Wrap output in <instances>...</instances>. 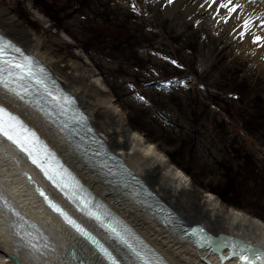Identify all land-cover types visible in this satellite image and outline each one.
<instances>
[{"label": "rangeland", "instance_id": "374dc122", "mask_svg": "<svg viewBox=\"0 0 264 264\" xmlns=\"http://www.w3.org/2000/svg\"><path fill=\"white\" fill-rule=\"evenodd\" d=\"M75 1L0 0V11L54 50L63 72L96 82L199 199L264 223V65L233 39L242 30L200 12L202 0L169 15V0Z\"/></svg>", "mask_w": 264, "mask_h": 264}, {"label": "bare ground", "instance_id": "6f19581e", "mask_svg": "<svg viewBox=\"0 0 264 264\" xmlns=\"http://www.w3.org/2000/svg\"><path fill=\"white\" fill-rule=\"evenodd\" d=\"M186 1L171 0L165 14L169 15L179 6L185 7ZM201 2L205 4L200 12L214 13L215 17L220 18L217 23H222L227 30L232 26L243 30V21L251 16L255 22L252 24V32L264 36V31L255 26L261 23L256 18L264 17V0H233V4H239L240 7L231 14L227 8L220 7V4L226 3L227 0H217L215 4H212V0ZM223 19H226L225 22ZM0 32L24 47L53 74V81L76 100L77 107L86 115L94 132L108 147V153L114 154L124 170L136 177L140 184H147L160 199L175 210L171 222L158 218L154 212L146 209L111 179L100 174L96 167L85 161L55 123L34 105L28 95H17L10 87L0 85V106L18 117L42 139L71 174L69 177L74 178L83 190L96 200V204L102 206L103 211L128 227L137 238V243L152 256L156 264L237 263L233 256L220 257L225 253L223 247L213 252H205L199 245L186 240L177 231L181 223L189 226L201 225L214 236L224 234L231 237L232 241L245 242L258 252L264 253V223L239 211L226 210L208 193L199 199L188 178L171 164L166 155L144 136L131 131L123 114L112 99L95 85L96 82H83L81 78L86 75L85 72L80 75L75 71L71 76L63 72L57 64V53L44 45L35 33L8 17L4 11H0ZM235 38L239 40L241 37L238 34L233 36V39ZM243 39V44L255 57L256 63L264 65L260 58L264 48L253 44L252 36L247 33ZM23 105L27 107L26 110L22 108ZM22 169H25V177L21 174ZM34 181L85 229L97 236L121 264H136L127 250L95 225L89 216L71 208L67 200L1 135L0 194L6 199L7 206L0 201V264H80L74 261L69 253L79 257L80 261L85 258L86 264H106L81 236L40 201L30 185ZM25 221L27 223H24ZM17 224L20 225L19 229L11 227ZM28 225H34L35 229L29 228ZM18 230L32 232V243L40 251L34 252L24 246L15 234Z\"/></svg>", "mask_w": 264, "mask_h": 264}, {"label": "snow or ice", "instance_id": "6c2138e0", "mask_svg": "<svg viewBox=\"0 0 264 264\" xmlns=\"http://www.w3.org/2000/svg\"><path fill=\"white\" fill-rule=\"evenodd\" d=\"M217 0H212V4H215ZM251 2V0H249ZM169 3H171V0H169ZM233 5L232 7H229V5ZM211 7V4L209 5ZM221 8H227L228 13H234L237 11V9L240 7L239 4H233V0H227L226 3L220 4ZM239 19V17H236ZM257 20H260L261 23L256 24V27H259L261 31H264V17H257ZM255 23L252 20V17L249 16L248 19H245L243 21V24L241 25L242 31L239 33V36L243 38L245 34L252 36V43L256 44L257 46L264 48V36L256 35L254 32H252V24ZM10 45L4 41L3 39H0V85H2L5 88H8L9 85L13 82V80L21 81V80H37V82H41V80L44 78V74L46 72L45 69L40 68L37 65H34V62L31 60L30 57L24 55L20 52L19 48H13L12 50L16 53L20 54V60L19 61H9L4 58L5 52L10 49ZM16 70V71H14ZM58 91V90H57ZM48 94L52 96V99L59 105L61 114L66 115L68 111H71L72 113V119L71 121H65V127L68 126L69 123H75L79 126H83L85 123V116L75 110L72 106L75 104V101L66 95H53L52 90H48ZM19 95V93H17ZM88 131H91V129H88ZM0 135L4 136L7 140L12 142L16 145V147L21 151L24 152L31 162L35 164L42 172H44L45 176H47L50 180L53 181L54 184H56L57 187H61L60 183H57V181L54 179L53 176H50L48 171L44 167V163L39 161L36 156L33 154V150L26 147L28 143L33 144H39L38 139L35 136V133L29 132L27 128H25L20 121L15 117L8 114L3 108H0ZM93 143H97V141L93 140ZM41 148L43 149V155H44V162H47V158L51 157L54 159V156L50 152H48L47 148L41 145ZM103 148L104 145L100 144V147L96 149L95 155H103ZM107 159H110L113 161V163L117 164V167L119 166V162L112 156L107 157ZM61 172L64 173V175H67V170L61 168ZM63 179V177H61ZM73 187L74 191L78 198H81L80 194L83 193V189L79 185L78 182L73 181ZM61 190H63L61 188ZM41 196H43V192L40 193ZM45 200L47 201V197H45ZM0 201H2L7 206L6 199L0 194ZM49 207L53 209V211L59 213L61 216H63L65 222L72 227H74L78 232H80L82 235L86 237L93 245L97 247V249L103 254L105 259L109 262V264H117V261L115 258H113L112 254L109 253L106 249L103 248V246L99 245V243L91 236H89L86 232L83 231L82 228H80L78 225L75 224L74 221L69 219L64 213L60 211L59 208H57L55 205H52L50 202ZM91 206V207H89ZM102 206L96 205L92 203V200L90 197L84 196L82 198V203L79 205V208L81 211H86V214L92 217L93 219H96L97 221H100L102 225L113 234L115 239L121 243L126 245L129 249H131L136 258L139 260H143V257L141 256L140 252L136 249L132 248L131 244H128L127 242V236L130 234L129 230L123 226L120 225L119 221H115L113 223L109 224H103V221L101 220L100 215H98L96 212H94L92 209H98ZM14 215L19 216L18 213H14ZM114 219V218H113ZM24 223H27L26 221ZM11 227H15L17 229L20 228V225H12ZM29 228L35 229L34 225H28ZM38 232V230H36ZM203 229H197V232H203ZM19 239L23 242L24 246L29 247L32 251L38 252L40 251L37 246L32 243L33 233L26 230H18L15 233ZM42 238V237H41ZM231 247H233L235 250L231 253L233 256H237L241 264H256L257 260H260L261 264H264V253H260L257 251H254L252 249H249L247 246L243 244H237L235 241H229L228 242ZM45 248H47V244L44 245ZM250 252L251 255H241L240 253ZM83 264V262H81Z\"/></svg>", "mask_w": 264, "mask_h": 264}, {"label": "water", "instance_id": "95a60500", "mask_svg": "<svg viewBox=\"0 0 264 264\" xmlns=\"http://www.w3.org/2000/svg\"><path fill=\"white\" fill-rule=\"evenodd\" d=\"M197 227L196 226H194L192 229L193 230H195ZM222 239L224 240H231V237H227V236H225V235H222V234H220V235H218L215 239H212V241L211 242H213V243H208L207 245H210L211 247H212V250L214 249V247H220V246H222L223 244L222 243H220V241H222ZM215 242V243H214ZM237 244H243L242 242H240V243H237ZM210 246H209V249H211L210 248ZM253 250H255V251H257V249H253ZM209 251V250H208ZM80 259V258H79ZM81 262H83V264H86V261H85V258L81 261Z\"/></svg>", "mask_w": 264, "mask_h": 264}, {"label": "trees", "instance_id": "16d2710c", "mask_svg": "<svg viewBox=\"0 0 264 264\" xmlns=\"http://www.w3.org/2000/svg\"><path fill=\"white\" fill-rule=\"evenodd\" d=\"M72 4H73V6H76L77 4L78 5H80V3L78 2V0H76L75 2H72ZM70 9H71V7H70ZM74 12V11H73ZM127 43V42H126ZM128 46H129V48H132L133 46L134 47H137V45L135 44V45H127V48H128ZM136 49V48H135ZM137 50H139V48L137 49ZM228 172L226 171V174H227Z\"/></svg>", "mask_w": 264, "mask_h": 264}]
</instances>
